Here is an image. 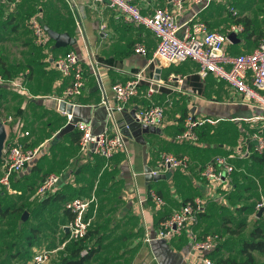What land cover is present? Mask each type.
<instances>
[{
    "label": "crops",
    "instance_id": "0c3cea01",
    "mask_svg": "<svg viewBox=\"0 0 264 264\" xmlns=\"http://www.w3.org/2000/svg\"><path fill=\"white\" fill-rule=\"evenodd\" d=\"M166 2L167 0H147L145 3H139V6L142 12L148 13L156 6L165 5ZM256 2L257 0H215L207 8L199 11L197 18L204 21L211 30L224 31L229 25L234 24L236 18L247 17V27L242 24L244 31L236 34V42L229 40L225 44V49L231 55L249 52L259 43L254 41V38L264 32V18L255 12ZM197 10L196 6L186 3L177 16V22L181 24L188 20ZM35 13L41 16L46 31L49 29L67 33L76 42L71 46L54 48V41L49 38L46 44L37 46L33 43L31 32L29 35L31 40H20L21 48L26 46L37 48L34 49L35 52L32 49L26 52L28 62L25 64L23 76L28 89L22 88L17 91L8 85L4 86L27 95L26 97L37 106H44L54 112L41 117L33 114L28 117V122L23 115L17 116L13 119L10 132L7 133L6 130L4 143L15 138L14 127L21 123L23 129L30 133L23 139L26 147H41L39 155L25 173L41 169L43 175L49 172L61 174L62 180L57 187L60 191L72 189L82 194L77 197L90 198L94 196L93 191L99 186V178L104 179L105 187L102 188L104 202L113 201L112 205L106 204L108 209L106 212L111 209L114 214L110 219L94 222V226L99 227L101 251L84 264H201V257L206 254L193 250L192 240L186 235L157 239L148 243L144 240L146 228L149 226L155 231L161 219L178 209L185 199L201 197L205 200V206L209 201L218 200L216 193L209 194L211 192L208 183L200 174L201 168L216 155L233 154L242 140L251 139L254 131L250 132L253 126L247 119L255 111L240 102V96L225 81L218 80L213 75L200 78L193 61L162 66L154 58L157 44L154 34L144 26H134L123 21L119 13L108 7L104 0H0V71L2 70L6 76L0 75L8 79H11L17 67L15 63L6 61L7 53L9 60L16 59L21 32L19 24L24 21L27 25L28 17ZM25 16L27 17L23 19ZM241 34L245 36L244 41L239 37ZM137 43L145 46L144 54L134 52ZM70 50L75 51L83 60L85 78L81 94L74 97L72 102L83 108L88 107L84 112L91 118L92 128L96 130L100 127L103 129L106 121L105 111L100 105L101 97L105 96L112 100V85L124 83L131 78L133 72L141 68H144L148 75L155 72L162 78L171 73L184 76L185 93L180 94L164 88L159 94L147 99L145 85L141 84L139 94L133 97L126 104L124 111L118 115L119 122H129L132 127L125 133L126 145L130 147L129 152H119L107 162L95 157L86 158L79 154L78 146L67 136L68 132L58 135L66 124V119L60 113L54 98L62 96L69 80L53 68L52 62L57 56ZM87 53L90 54V60L97 62L96 74L92 70V65H89ZM11 80L19 82L22 86L21 78L14 77ZM152 103L164 106L163 125L155 128L154 132L150 130L143 132L141 127L132 121L133 112ZM27 106L26 103L20 104L18 106L20 113L24 111L26 113L29 109ZM181 116L219 120L214 124L203 123L204 137H198L197 142H190L178 139L183 123L180 121ZM78 118L83 120L82 116ZM30 123L33 128L39 127L41 130L49 127L50 134L37 145L35 138L31 136ZM235 127L240 136L235 142L229 143L230 132ZM247 128H250L248 131L250 133L247 132ZM245 132L247 135L242 134ZM133 141L135 143L132 145ZM47 144L49 146H46ZM164 151L187 155L190 160L189 170L170 171L165 173L164 179L147 181L145 171L157 164L160 154ZM235 158L237 157H233ZM114 182H118L115 185L116 191H113ZM23 185L21 178L14 180L12 186L14 192H18L19 187L22 189ZM148 190H157L163 198L165 205L161 210L154 209L153 202L147 199ZM236 194L240 193L227 192V199L223 204L230 208L237 206L239 198L234 197ZM204 219L198 216L192 227L197 240L205 235L204 229H207V224H204ZM55 237L49 236L48 239L52 240ZM62 246L53 249L50 262L54 264L58 262L57 250ZM35 251L37 247H32V252Z\"/></svg>",
    "mask_w": 264,
    "mask_h": 264
},
{
    "label": "built area",
    "instance_id": "2783aa9c",
    "mask_svg": "<svg viewBox=\"0 0 264 264\" xmlns=\"http://www.w3.org/2000/svg\"><path fill=\"white\" fill-rule=\"evenodd\" d=\"M106 5L119 13L123 21L134 26H144L149 29L157 39L154 50L156 58L162 66L177 65L185 61H193L197 66V75L204 79L213 75L216 79L225 81L239 96L240 102L252 108L255 113L247 120L259 124V130L254 132L251 139L256 141V150L261 151L264 147L262 131H264V32L260 37L257 46L244 53L235 55L229 54L225 44L229 42L228 34L234 32L240 34L244 27L240 23L229 25L224 31L211 30L206 23L197 18L199 11L207 8L215 0H167L163 6L154 7L151 12H142L139 3L147 0H104ZM186 3H191L198 8L197 12L179 24L177 16L182 12ZM234 14L236 12H233ZM27 26L31 32L35 45L41 46L48 42L49 36L43 27L41 16L35 13L28 17ZM104 25L101 26V29ZM136 54H144L145 46L137 43L134 46ZM95 74L98 69L97 62L90 60ZM53 68L61 76L68 78L69 82L61 97L54 98L59 104L61 101L75 106L72 99L81 94L84 85L83 60L73 50L57 56L53 60ZM141 84L145 85V97L151 99L154 94H159L162 89L176 93H185V77L171 73L166 78L160 77L153 72L148 75L141 68L131 74L124 83L112 85L113 99L108 100L101 97L100 105L105 111V126L98 132L93 133L91 125L83 120L74 123V129L80 132L78 151L84 157H95L103 161L110 160L119 152H126L125 133L131 130L129 122H119L118 115L121 114L126 104L140 92ZM8 85L15 90L22 89L19 82L0 75V86ZM65 116L66 123L71 120L73 114L60 111ZM165 117V108L162 105L152 103L149 106L139 107L133 112L132 121L137 126L161 127ZM219 119H196L187 116L184 119V130L178 135V139L190 142L198 141L196 128L203 123L214 124ZM15 138L4 143L1 153L0 185L10 188L13 186L11 176L19 174L29 166L39 155L40 146L26 147L23 139L29 136V131L24 130L21 123L14 127ZM235 152L229 155H216L209 160L201 169L200 174L208 183V189L218 197L220 203H225L227 192L241 193L230 183L231 173L234 170L231 159H246L251 154L247 139L242 140L235 148ZM190 160L187 155H177L169 151L160 154V159L153 168H147L144 174L151 173L165 174L171 170L188 171ZM61 174L49 173L37 188L35 195L44 196L54 192L61 182ZM14 192V190H10ZM149 196L156 209H161L165 202L155 190H149ZM223 193V194H222ZM212 194V195H213ZM95 197H75L65 202L64 207L68 209L72 218L68 222L69 238L81 239L86 235L91 217L86 218L90 206L94 203ZM205 200L201 197H194L186 201L178 209L161 220L156 231L147 226L145 231L146 242L157 239H169L186 235L192 240V249L202 253L210 252L218 242L217 235L205 234L197 240L193 225L197 222L199 214L204 211ZM260 208L264 211V200L260 198L254 206V214ZM217 239V240H216ZM87 252L86 249L82 254ZM53 250L35 251L30 264H48ZM201 264H218L208 256L201 257Z\"/></svg>",
    "mask_w": 264,
    "mask_h": 264
},
{
    "label": "rangeland",
    "instance_id": "374dc122",
    "mask_svg": "<svg viewBox=\"0 0 264 264\" xmlns=\"http://www.w3.org/2000/svg\"><path fill=\"white\" fill-rule=\"evenodd\" d=\"M259 9H256V8ZM262 7H264V0H257L256 2V7H255V12H257V15L261 16V18H264V9H261ZM21 17V16H20ZM27 16H25L23 19H25ZM24 22V21H23ZM21 23L20 22V26H21V32L19 33V45H18V51H17V55H16V59L15 60H9V53H7V59L6 61L8 63H10V61L12 63H15L17 70L15 73H13V76L11 77H19L22 79V88L24 89H28V85L26 83V81L24 80V76L23 74L25 73V64L28 62L26 56H27V51H29L30 49L33 50V52H35V50L37 49L35 46H30V48H28L26 46V48H21L20 45V40L24 41V40H31V38L29 37L30 35V30L28 29L26 23ZM240 39H242L241 41L245 40V36L243 34H241ZM261 35L258 37L256 36V38H254V41H259L260 40ZM32 44V43H31ZM242 44H240L241 46ZM36 48V49H35ZM35 49V50H34ZM31 51V50H30ZM17 62V63H16ZM27 96V95H26ZM25 95L19 94L18 92H16L15 90H13L12 88H7V87H1L0 88V121L3 122L5 129L10 132L11 130V126L13 125V119H15L17 116H22L25 118V120H27L28 122V117H31L33 114L37 115V116H45L47 114L53 113L54 111H49L47 108H44V106L38 105L40 107H38L34 101H31V99L29 100L28 97H26ZM28 99V100H27ZM26 100V102H25ZM22 103H26L28 104L27 108H29L26 113L24 111V113H20V111L18 110V106H20V104ZM26 108V109H27ZM25 109V110H26ZM88 109V107L83 108L79 105H75L73 107V114L74 115H78V116H82L83 121H85L87 124L91 125V118L84 112ZM38 110V111H37ZM19 111V112H18ZM10 119V121H9ZM54 120V119H51ZM244 123V122H242ZM34 124V123H33ZM31 125V126H30ZM30 130H31V136L32 138H35V143L36 145L44 140V138L50 134V132H48L49 127H47L45 130H41L39 127L38 128H33L32 124H29ZM92 127V125H91ZM201 127V126H199ZM102 127H100L99 129H94L92 128V132L93 133H98L100 132L102 129ZM232 129V128H229ZM250 130V128H247V132ZM252 130V129H251ZM238 131L237 127H235V129L233 128L230 132V136L229 138L231 139V141L229 143L235 142L238 139V136H240V133L236 132ZM250 133V132H248ZM243 135H247V133H242ZM147 136V135H146ZM131 143V142H130ZM135 142L133 141L131 144L133 145ZM46 146H49L48 144ZM144 147V150H146V147ZM127 151L129 152L130 147L127 145L126 146ZM221 154V153H218ZM233 159V158H232ZM234 160V161H233ZM232 160L233 166L234 168L236 167V161L238 160V158H235ZM240 166V165H239ZM259 171L256 169L254 172H248L249 176L248 178H244L242 175L237 177V180L235 181V183H241V184H251V188L249 191H242L243 194H248V195H253V197H247L248 201H252L254 203H256V201H258L260 198H262L264 200V166L258 168ZM41 170V169H40ZM39 171H32L31 173L29 172L28 175H24L21 178V181L24 182V187L22 189H20L18 192H12L10 190H12L14 187H10L9 189L6 187H3V190L6 191L7 194V202L9 204H12L14 207H23V211L22 212H18V213H10L5 219L4 221L0 222V259H6L8 258V254L6 251V244H8L10 242V240H12V236L13 234H15L17 232V230H15V228L17 229L18 226L21 225V217L22 214L24 212H26V226L25 227H29L32 223V221L34 222H40L39 224H43L44 226L49 222H51L53 220V218L57 215H60V209H57L56 207H52V208H42L39 209L38 204L40 203L41 199L40 197L42 196H37L35 195V190L39 187V184L42 181V178L44 177V175ZM251 176V177H250ZM251 178L253 179V181H251ZM104 179L101 177L99 178V186L98 188L93 191L94 192V196H95V200L94 203L92 205V214H91V222L92 223H96L99 221H103L106 219H110L112 217V215L114 214L112 212V210L110 209L109 211L106 212V204H113V201L111 202H104L105 198H104V191L102 190V188L105 187V183L103 181ZM116 183L118 182H114L113 191H116ZM28 184H31L32 186V190L31 191H25ZM239 186V185H238ZM240 187V186H239ZM236 187L237 189H241V187ZM74 188V187H72ZM109 189V188H108ZM58 191V189H56ZM68 190V189H67ZM70 193H73L72 189L68 190ZM24 192V193H23ZM22 193V194H20ZM88 194H91V192H88ZM88 194H84V195H88ZM113 198V197H111ZM242 202H244V200L242 198H240L237 202V206L238 204H241ZM217 205L215 202L209 201L207 203V209L206 212H210L208 217H205V219L203 220L204 224H207V229H204L205 233H212L217 235L219 238H217L216 240L218 241V243H223V247L221 249L222 255L221 257H227V256H235L238 260H241L240 256L238 255L237 252V248L239 246L240 243V238L242 237H246L249 230L252 228V226H260L264 232V211L261 213V215L259 217H257L256 214L252 213H248V214H240V215H236L238 216V218H246V224L247 227L245 229L244 232H242L240 235H231L230 233H228L226 230L227 228L233 229L236 226L237 220L236 219L234 222L230 221V222H225L222 225L221 222V214H228L229 210H218L217 209ZM112 207V206H111ZM114 208V207H112ZM117 208V207H116ZM232 210H230L231 212ZM49 223L46 226V231H47V235L51 236L52 233L53 235H55V239L49 240V239H45V236H41V241L39 246L37 247V251L39 250H48V245L49 244H57L59 243V239L61 237L60 234V230H61V221L57 220L56 224L54 223H50V227H48ZM10 225V226H9ZM56 228L57 230L55 232H52L50 229ZM9 230V232L5 233L4 231ZM153 241V240H151ZM111 245V244H110ZM109 246V245H108ZM12 251L15 252V249H13ZM255 257V259L258 262H264V253H260V252H253L252 253ZM16 259V258H15ZM59 260V259H58ZM20 261L16 260H12L11 264H20L18 263ZM30 259L26 260L24 264H29ZM48 264H54L53 262H50ZM57 264V263H56Z\"/></svg>",
    "mask_w": 264,
    "mask_h": 264
},
{
    "label": "trees",
    "instance_id": "16d2710c",
    "mask_svg": "<svg viewBox=\"0 0 264 264\" xmlns=\"http://www.w3.org/2000/svg\"><path fill=\"white\" fill-rule=\"evenodd\" d=\"M234 23L243 24L246 28L248 25V18L245 16L238 17L234 20ZM0 74L4 75L2 70L0 71ZM4 76H6V75H4ZM185 117L181 116V118H180V121L181 122L183 121V123H181V130L179 131L180 133L184 130V119H185ZM248 122H250V124L253 126V128L250 132H253V131L256 132L259 130V124L252 123L251 121H248ZM196 131L198 133L199 138L204 137V135H205L204 126H201L200 129L199 128L196 129ZM67 136L70 138V140L73 143L77 144V146H78V141L80 138V132H78L76 129H74L72 131H69L67 133ZM262 136H263V140H264V131H262ZM199 138H198V140H199ZM247 142L249 144L251 154L246 159H238L236 161V167L234 168V170L231 173V180H230L231 185L233 187H235V189H237L236 187L240 186L241 189H237V190H242V191H249L252 186L249 183L246 185L241 184V183H239V184L235 183V181L237 180V177L242 175L244 178L245 177L248 178V176H249L248 172H254L256 169L259 171L258 168L264 166V147L262 148L261 151H257L256 147H255V143L252 140H250L248 138ZM1 163L2 162L0 160V165H1ZM30 165L27 166L25 168V170H23L21 173L12 175L11 180H18V178H22L24 175H28L29 173H25V171L28 168H30ZM203 166H202V168H203ZM32 171H29V172L31 173ZM171 171H176V170H171ZM168 172H170V171H168ZM168 172H166V173H168ZM49 173L44 174V177L42 178L41 183L43 182V180L45 179V177ZM251 181H253L252 178H251ZM3 187L4 186L0 185V222L4 221V219L10 213H18V212L23 211V207H14L12 204H9L7 202V198H6L7 194H6V191L3 190ZM31 190H32V186H31V184H28L25 191H31ZM36 190H35V192H36ZM155 191L158 195H160L157 190H155ZM148 192H149V190L147 191V199L151 200ZM20 194H22V193H20ZM247 195L243 194V192H241L239 195L236 194V196H234V197L239 198V199L242 198L244 200V202H242L241 204H238V206H233L232 208L224 205L223 203H220L218 200L212 201V202H215L217 205H219V206H217L218 210H226V209L229 210L228 214H221L220 218H221L222 225L225 222H230V221L234 222L236 219H239V220H237L236 226L233 229L227 228L226 231L228 233H230L231 235H240L242 232L245 231V229L247 227L246 218L245 217L244 218H238V216H236V215H240L243 213H245V214L252 213V212L254 213L255 203L247 200V197H253V195H249V196H247ZM77 196H82V194H78L76 192V190H73V193H70L68 190L60 191V189H58V191L55 190L54 192H52L50 194H46V195L40 197L42 199H41L40 203L38 204L39 209L45 208L47 206H48V208L56 207L57 209H60V215L59 216L56 215L50 223L56 224L57 220L61 221V226H62L61 230H60L61 237L58 241L59 242L58 244H52L51 243L48 245V250H53V249L63 245L62 248L57 250V253L59 256V260H58L57 264H84L85 262H88V261L92 260L93 258H95L96 255L101 251V240H100V237L98 236L99 235L98 225L94 226V223L91 222L86 235L84 236V238H81V239L69 238V232H66L64 229V226L67 225L68 222L72 218L71 212L64 207V204L68 200H71ZM86 198H89V197H86ZM192 199L193 198L185 199L183 203H185L186 201L192 200ZM92 205L90 206L88 212L86 213V218L91 217L92 210H93ZM153 206H154V204H153ZM154 209H156L155 206H154ZM161 209H156V210H161ZM206 209H207V205L205 206L204 211H202L199 214V216L201 218H205V217H208L210 215L209 214L210 212H206ZM230 210H232V211L230 212ZM169 215L164 216L161 220L165 219ZM21 220H22V218L20 219V221ZM32 223L33 224H31L29 227H25L26 221L22 220L21 225L18 226L17 229L15 228V230H17V232L15 234H13L12 240H10V242L8 244H6V246H5L7 254H8V258L0 259V264H11V261L13 258L14 259L16 258L17 261H20L18 263L24 264L26 260H28V259L31 260L33 253H34V252H32V247H38L39 246L40 241H41V236H45L46 237L45 239L49 238V236L47 235V231H46V226L49 222L45 226L43 224L42 225L39 224L40 222L32 221ZM50 223H49L48 227H50ZM50 230L52 232H55L57 229L53 228ZM156 230L157 229H155V231ZM4 232L7 233V232H9V230H6ZM206 233L204 232V234H206ZM52 237H53V233L50 236V238H52ZM239 241H240V243H239V246L237 248V252H238V255L241 257L240 258L241 260H238L235 256H227L225 258L221 257L222 253H220V252H221V249H222L224 244L218 243V242L215 244V247L213 250L205 253L206 254L205 256L210 257L214 262H216L218 264H264V262H258L255 259L254 255L252 254L253 252L264 253V232L260 226H255V225L252 226V228L249 230L247 236L240 238ZM13 249H15V252L12 251ZM84 249H86L87 252L85 254H82V251Z\"/></svg>",
    "mask_w": 264,
    "mask_h": 264
},
{
    "label": "water",
    "instance_id": "95a60500",
    "mask_svg": "<svg viewBox=\"0 0 264 264\" xmlns=\"http://www.w3.org/2000/svg\"><path fill=\"white\" fill-rule=\"evenodd\" d=\"M47 34H48L49 38L54 41V48L71 46L76 42V40L74 38L70 37L67 33H58V32H55L53 30L47 29ZM228 39L230 40V42H236L237 41L236 33H234V32L229 33ZM73 107L74 106L72 104L66 103L65 101H61L58 104V109L60 111H65L66 113H73L72 112ZM78 120H79L78 116H75L73 114L71 120L68 121L60 129V131L58 132V135H64L67 132L72 131L74 129V123L77 122ZM141 129L143 132H147L149 130L154 132L156 130L155 127H146V126H142ZM5 140H6V129H5L4 124L0 121V158H1V153H2V149L4 147ZM254 143H256V141H254ZM164 178H165V174H156V175H152L151 173L145 174V179L147 181H156V180L164 179ZM262 212H263V208H260L256 214L257 217H259ZM21 218H22V220L26 219V212H24L22 214ZM64 228L66 231H68L67 226H65Z\"/></svg>",
    "mask_w": 264,
    "mask_h": 264
}]
</instances>
